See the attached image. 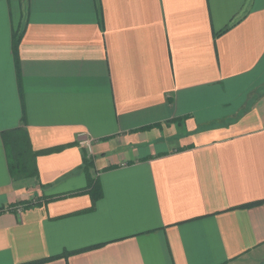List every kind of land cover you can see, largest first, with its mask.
Masks as SVG:
<instances>
[{"label": "crops", "instance_id": "obj_1", "mask_svg": "<svg viewBox=\"0 0 264 264\" xmlns=\"http://www.w3.org/2000/svg\"><path fill=\"white\" fill-rule=\"evenodd\" d=\"M17 128L66 147L14 180L0 137V204L38 203L0 212V264H264V0H0Z\"/></svg>", "mask_w": 264, "mask_h": 264}, {"label": "trees", "instance_id": "obj_2", "mask_svg": "<svg viewBox=\"0 0 264 264\" xmlns=\"http://www.w3.org/2000/svg\"><path fill=\"white\" fill-rule=\"evenodd\" d=\"M227 29L228 28H226V29L222 30L220 33L216 34V37L219 36L220 34L224 33L225 31H227ZM24 30H25V27H24V24L22 23L13 31V35H12V53H13V57H14V61H15L16 65L18 63V47H19L21 38L24 34ZM0 137H1L2 144L4 147V151H5L8 170H9V173H10L12 178L16 177V176H22L24 178H37V171H36V167H35L36 157L39 155H46V154H50V153H54V152H59L64 147H66V146H60V147L51 148L48 150H43L41 152H34L31 149V145H30V142L27 138L26 131L22 128L13 129L10 131L9 130L3 131L0 133ZM82 163H83L84 169L89 168L91 165V162L88 160V158L86 157L85 154H83ZM91 186H92V184L90 182V187ZM88 187H89V184H88L87 188ZM87 188H85L83 190L75 191L72 193H68L65 195H61V196H56L53 198L51 197L47 201H52L55 199H61L63 197L80 195V194L88 191ZM95 197L97 199L100 197V195L97 194ZM20 202H23V201L8 204L7 207H10V210H11V209H13V207H16V205H18V203H20ZM37 204L38 203H36L35 205H37ZM28 207H29V205H27L26 208H28ZM2 211L3 210L1 209L0 212H2ZM68 254H70V253H68ZM68 254H63L62 256H66ZM56 258L57 257L49 258V259L41 260V261H38V262L32 263V264H43V263H46V262L53 260V259H56Z\"/></svg>", "mask_w": 264, "mask_h": 264}, {"label": "rangeland", "instance_id": "obj_3", "mask_svg": "<svg viewBox=\"0 0 264 264\" xmlns=\"http://www.w3.org/2000/svg\"><path fill=\"white\" fill-rule=\"evenodd\" d=\"M18 177L25 179L22 176H16L13 178L14 180H17ZM30 188H31V185L29 188H27V194H26L27 197L24 200H22L23 202L18 203V205H16V207H13V209L11 210H10V207H7V205L0 204V210L2 209L3 210L2 212L11 211V212H14L15 214H18V213H22V211L27 207V205L32 206L36 204L37 203L36 197H34L35 195L32 193V190H30Z\"/></svg>", "mask_w": 264, "mask_h": 264}, {"label": "built area", "instance_id": "obj_4", "mask_svg": "<svg viewBox=\"0 0 264 264\" xmlns=\"http://www.w3.org/2000/svg\"><path fill=\"white\" fill-rule=\"evenodd\" d=\"M85 146L88 148V150H90V144L86 143Z\"/></svg>", "mask_w": 264, "mask_h": 264}]
</instances>
